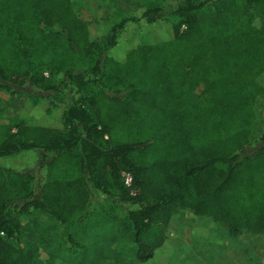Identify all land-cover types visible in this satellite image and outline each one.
<instances>
[{
    "label": "trees",
    "instance_id": "trees-1",
    "mask_svg": "<svg viewBox=\"0 0 264 264\" xmlns=\"http://www.w3.org/2000/svg\"><path fill=\"white\" fill-rule=\"evenodd\" d=\"M72 1L0 0V88L33 91L13 125L0 122V264H54L36 243H13L18 217L43 212L68 228L91 189L109 186L137 206L120 232L137 264H153L162 243L144 244L147 217L165 202H143L151 163L172 180V212L263 234L264 132L252 135L264 0H179L110 28L79 19ZM63 235L77 258L76 232Z\"/></svg>",
    "mask_w": 264,
    "mask_h": 264
},
{
    "label": "rangeland",
    "instance_id": "rangeland-1",
    "mask_svg": "<svg viewBox=\"0 0 264 264\" xmlns=\"http://www.w3.org/2000/svg\"><path fill=\"white\" fill-rule=\"evenodd\" d=\"M176 1L179 0H73L71 6L79 19L91 25L100 21L110 28L124 16L138 15L149 7ZM258 80L264 85V73ZM31 89L29 85L19 90L16 88L15 92L0 88V122L14 124L29 101ZM202 90L200 83L193 88L196 95H200ZM73 95L59 94L57 99L66 103L74 98ZM260 132H264V92L255 102L252 138L258 137ZM154 164H144L147 178L143 202L149 208L158 205L159 199L165 203L159 207L156 216L147 217L146 227L150 235L145 237L144 244L162 243L154 250L153 264H264V233L233 229L211 216L195 215L186 208L172 212L177 201L168 195L172 180L170 182L167 171L153 170ZM108 191L103 193L92 188L86 216L68 228L58 225L43 212L19 216V231L13 243L19 246L36 243L37 257L42 263L137 264L131 235L120 232L127 222V211L136 210L137 206L121 202L114 187L109 186ZM65 229L76 232L77 258L70 254V241L66 237L63 239Z\"/></svg>",
    "mask_w": 264,
    "mask_h": 264
},
{
    "label": "built area",
    "instance_id": "built-area-1",
    "mask_svg": "<svg viewBox=\"0 0 264 264\" xmlns=\"http://www.w3.org/2000/svg\"><path fill=\"white\" fill-rule=\"evenodd\" d=\"M122 180H123V183L127 187H130L131 182H132V177H131L130 173H128V172H122Z\"/></svg>",
    "mask_w": 264,
    "mask_h": 264
}]
</instances>
